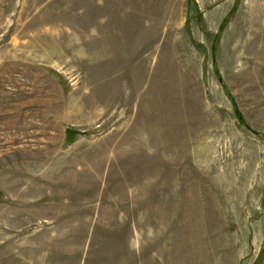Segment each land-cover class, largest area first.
<instances>
[{"label":"rangeland","instance_id":"obj_1","mask_svg":"<svg viewBox=\"0 0 264 264\" xmlns=\"http://www.w3.org/2000/svg\"><path fill=\"white\" fill-rule=\"evenodd\" d=\"M0 264H264V0H0Z\"/></svg>","mask_w":264,"mask_h":264}]
</instances>
